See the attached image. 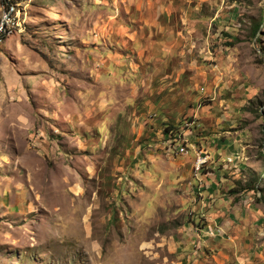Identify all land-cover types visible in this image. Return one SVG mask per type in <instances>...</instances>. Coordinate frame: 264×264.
Listing matches in <instances>:
<instances>
[{"label": "rangeland", "instance_id": "rangeland-1", "mask_svg": "<svg viewBox=\"0 0 264 264\" xmlns=\"http://www.w3.org/2000/svg\"><path fill=\"white\" fill-rule=\"evenodd\" d=\"M2 25L0 264H264V0H0Z\"/></svg>", "mask_w": 264, "mask_h": 264}, {"label": "built area", "instance_id": "built-area-1", "mask_svg": "<svg viewBox=\"0 0 264 264\" xmlns=\"http://www.w3.org/2000/svg\"><path fill=\"white\" fill-rule=\"evenodd\" d=\"M4 28V26H0V31H2ZM185 147H182L181 150H184ZM207 155V154H206ZM197 164H196V171H200L201 170V166L208 160V157L203 156L202 154H199L198 158H197ZM232 157H229L228 160H232Z\"/></svg>", "mask_w": 264, "mask_h": 264}, {"label": "trees", "instance_id": "trees-1", "mask_svg": "<svg viewBox=\"0 0 264 264\" xmlns=\"http://www.w3.org/2000/svg\"><path fill=\"white\" fill-rule=\"evenodd\" d=\"M259 24L260 23H258V24H255L256 25V28H255V31L258 29V27H259ZM168 131V130H167ZM254 187L252 186V187H250V189H253Z\"/></svg>", "mask_w": 264, "mask_h": 264}, {"label": "crops", "instance_id": "crops-1", "mask_svg": "<svg viewBox=\"0 0 264 264\" xmlns=\"http://www.w3.org/2000/svg\"><path fill=\"white\" fill-rule=\"evenodd\" d=\"M210 228L212 229L213 227L211 226Z\"/></svg>", "mask_w": 264, "mask_h": 264}]
</instances>
